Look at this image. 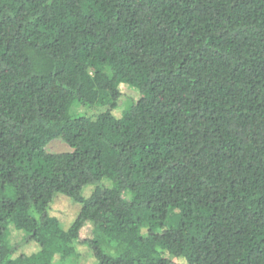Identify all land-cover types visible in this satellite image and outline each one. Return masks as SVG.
I'll return each mask as SVG.
<instances>
[{
    "label": "trees",
    "instance_id": "obj_1",
    "mask_svg": "<svg viewBox=\"0 0 264 264\" xmlns=\"http://www.w3.org/2000/svg\"><path fill=\"white\" fill-rule=\"evenodd\" d=\"M175 259L264 264V0H0V264Z\"/></svg>",
    "mask_w": 264,
    "mask_h": 264
},
{
    "label": "rangeland",
    "instance_id": "obj_2",
    "mask_svg": "<svg viewBox=\"0 0 264 264\" xmlns=\"http://www.w3.org/2000/svg\"><path fill=\"white\" fill-rule=\"evenodd\" d=\"M123 91H124L123 95L119 101L120 109H124L129 104V102L135 101L139 97L138 91H136L133 88L123 87ZM84 111L85 109L82 108L78 104H75L73 106V112L75 113L84 112ZM46 149L49 153H54V154L65 153L71 150L68 144L62 138H56V139L51 140L47 144ZM54 208L58 210L59 212H63V216L62 215L61 216H62V220L64 221L66 225H69L71 223V221L73 220L76 214L75 206L65 196H58L56 198ZM24 237H25V233L23 231L17 230L13 225L10 226V229L8 232V240L11 244L15 245L17 243H20L21 241H23ZM24 248L28 252V254H31L32 245H29V246L26 245L24 246ZM90 261L91 259L87 256H82L80 259L81 263H88ZM172 264H185V261L175 259Z\"/></svg>",
    "mask_w": 264,
    "mask_h": 264
}]
</instances>
